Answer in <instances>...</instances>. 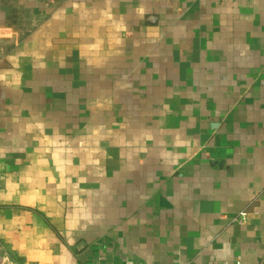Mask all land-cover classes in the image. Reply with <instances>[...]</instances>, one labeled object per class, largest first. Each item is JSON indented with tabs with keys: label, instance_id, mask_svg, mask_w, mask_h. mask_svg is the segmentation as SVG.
I'll list each match as a JSON object with an SVG mask.
<instances>
[{
	"label": "crops",
	"instance_id": "0c3cea01",
	"mask_svg": "<svg viewBox=\"0 0 264 264\" xmlns=\"http://www.w3.org/2000/svg\"><path fill=\"white\" fill-rule=\"evenodd\" d=\"M0 248L264 263V0H0Z\"/></svg>",
	"mask_w": 264,
	"mask_h": 264
},
{
	"label": "built area",
	"instance_id": "2783aa9c",
	"mask_svg": "<svg viewBox=\"0 0 264 264\" xmlns=\"http://www.w3.org/2000/svg\"><path fill=\"white\" fill-rule=\"evenodd\" d=\"M246 213L241 214V218L235 219L238 223H244L246 221ZM0 264H17V262L11 259L7 254L3 253L0 248ZM260 264H264L263 262Z\"/></svg>",
	"mask_w": 264,
	"mask_h": 264
}]
</instances>
